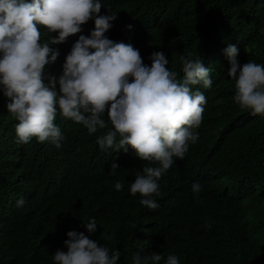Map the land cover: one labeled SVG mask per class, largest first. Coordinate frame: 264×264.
<instances>
[{"label":"trees","instance_id":"1","mask_svg":"<svg viewBox=\"0 0 264 264\" xmlns=\"http://www.w3.org/2000/svg\"><path fill=\"white\" fill-rule=\"evenodd\" d=\"M101 3V14L117 15L106 36L131 43L145 64L151 65V53L163 51L169 68L182 77L179 58L192 52L212 69L211 89L194 86L207 98L196 129L199 140L190 145L200 170L190 162L182 169L192 177L180 175L176 166L166 172L159 180L162 195L154 197L159 208L150 210L140 204L139 194L130 193L135 175L149 164L134 149L102 151L96 137L106 129L89 135L59 114L55 122L65 136L61 148L36 138L21 145L18 121L7 108L10 100L0 92V264H55L53 254L67 251L64 241L70 230L120 250L118 264H133L136 254L153 252L165 257L174 253L180 264H264V117L252 116L234 102L235 82L227 75L224 52L229 43L237 44L241 65L249 60L264 64V0ZM94 27L93 19L82 33L52 46L60 56L46 66L45 82L49 74H62L79 35H90ZM40 31L43 40L58 34H48L43 26ZM113 160L120 166L114 175ZM117 180L124 184L122 191L115 190ZM195 182L201 185L199 193L192 191ZM20 198L25 204L18 208ZM92 217L98 228L89 234L83 220Z\"/></svg>","mask_w":264,"mask_h":264},{"label":"clouds","instance_id":"2","mask_svg":"<svg viewBox=\"0 0 264 264\" xmlns=\"http://www.w3.org/2000/svg\"><path fill=\"white\" fill-rule=\"evenodd\" d=\"M101 8V0H0V92L10 100L7 108L18 121L15 132L21 145L36 138L61 148L65 136L55 122L59 114L82 125L89 135L106 129L96 137L100 150L127 153L130 146L141 161L158 164H143L130 186L132 196L140 195L141 205L155 210L159 204L154 197L162 195L159 180L166 172L176 166L180 175L191 176L182 169L190 162L200 170L190 145L199 140L196 129L207 98L194 86L211 89L212 69L192 52L179 58L182 77L169 68L163 51L151 53V65L145 64L131 43L106 36L117 15L101 14ZM93 19L90 35L80 34L66 55L62 74L58 78L49 74L45 82L46 66L60 56L52 46L82 33L83 25ZM41 26L48 34H58L43 40ZM224 52L230 65L227 75L235 82L234 102L250 115L264 117V64L249 60L241 65L237 44L229 43ZM110 168L114 175L120 166L113 160ZM114 187L122 191L124 184L117 180ZM201 190L199 182L192 184L194 193ZM24 204L23 198L16 202L18 208ZM83 222L87 233L97 231L94 217ZM66 235L67 251L53 254L55 264H118L120 250H110L84 231L70 230ZM161 262L180 264V259L158 252L133 258V264Z\"/></svg>","mask_w":264,"mask_h":264}]
</instances>
